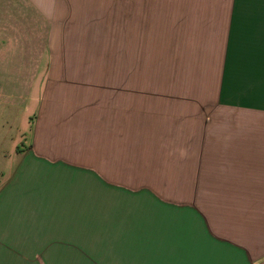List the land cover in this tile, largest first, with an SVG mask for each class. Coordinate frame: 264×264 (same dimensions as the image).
I'll return each instance as SVG.
<instances>
[{
    "label": "crops",
    "instance_id": "obj_1",
    "mask_svg": "<svg viewBox=\"0 0 264 264\" xmlns=\"http://www.w3.org/2000/svg\"><path fill=\"white\" fill-rule=\"evenodd\" d=\"M67 2L0 0V264H264V15L129 70Z\"/></svg>",
    "mask_w": 264,
    "mask_h": 264
},
{
    "label": "rangeland",
    "instance_id": "obj_2",
    "mask_svg": "<svg viewBox=\"0 0 264 264\" xmlns=\"http://www.w3.org/2000/svg\"><path fill=\"white\" fill-rule=\"evenodd\" d=\"M233 4V0H70L60 8L65 13L78 14V20L81 22L76 24L81 28H86L83 21L85 16L96 15L97 35L106 40V53L107 51L110 53L106 56L111 55L105 58L106 61L109 59L112 62L116 61L120 43L126 41L130 70L136 66V62L140 64L144 61L151 62L155 53L162 51L166 54L169 46L168 37L172 39L174 45L178 42L180 31L185 25L184 20L197 25L200 23L202 36L205 35L208 44L219 45L226 30L229 13L234 8ZM179 7L187 8V11L178 10ZM234 10L235 19L239 18L240 21L249 16H258L257 14L262 16L264 0H236ZM168 22L173 26L171 35L168 33ZM89 26L91 27V23ZM187 27L192 31L190 25ZM108 41L111 42V49H108ZM7 48V52L0 54V64L10 61L15 54L12 44ZM100 54L102 53L97 52V55ZM2 72L4 71L0 70V73ZM13 115L12 110L9 111L5 105H0V119L12 118ZM5 140L0 142L8 144L7 139ZM80 251L88 258L87 252L81 248Z\"/></svg>",
    "mask_w": 264,
    "mask_h": 264
}]
</instances>
